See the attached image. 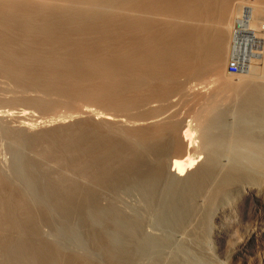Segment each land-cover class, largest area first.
I'll return each instance as SVG.
<instances>
[{
    "label": "bare ground",
    "instance_id": "6f19581e",
    "mask_svg": "<svg viewBox=\"0 0 264 264\" xmlns=\"http://www.w3.org/2000/svg\"><path fill=\"white\" fill-rule=\"evenodd\" d=\"M261 19L264 0H0V264H264ZM17 103L73 111L37 131Z\"/></svg>",
    "mask_w": 264,
    "mask_h": 264
},
{
    "label": "rangeland",
    "instance_id": "374dc122",
    "mask_svg": "<svg viewBox=\"0 0 264 264\" xmlns=\"http://www.w3.org/2000/svg\"><path fill=\"white\" fill-rule=\"evenodd\" d=\"M264 19H261V20H259L258 22L260 23H263L264 24ZM262 24V25H263ZM256 51H260V49L258 50V49H255ZM228 58L226 59V62L224 63L225 65H223L224 67H223V73H224V76H225V79L227 80V81H230V80H233L234 78H237V77H239V76H245V75H247L248 74V67L249 66H251V64H254V60L252 59V62L250 61L251 59L248 57V58H243V56H241V55H238V56H236V57H232V56H227ZM232 57V58H231ZM239 58V59H238ZM245 59H247V60H245ZM231 60H233V61H236L238 64H239V69H238V71L236 72V73H230L229 71H228V63L231 61ZM242 60H243V62H242ZM242 64V66H241V64ZM245 63V64H244ZM246 65V66H245ZM249 65V66H248ZM245 66V67H244ZM225 68V69H224ZM226 74V75H225ZM230 76V77H229ZM202 82H208V79L207 78H201L200 79ZM200 80H198L199 82H200ZM28 92H30V93H33V91L31 92V91H28ZM19 104H21V105H19ZM95 107H99V108H102V107H100L99 106V104H96V105H94ZM14 107H16V108H14V109H17L18 110V108H24L25 107V109H26V111H28L29 113H30V119H35L34 121L35 122H37L38 120L40 121V122H44V120H45V122H44V124H43V122H42V124L41 125H43V126H37L36 127V130L38 131V130H42V129H47V128H51L52 126L54 127V126H56V125H58L59 123H58V121H56L57 119H58V115H62V114H64V113H71V111H73V109H69V107H65V106H61V107H59L57 110H53V111H40V109L39 110H37V108H35V107H31L29 104H26V106L24 105L23 106V104L22 103H17V105H14ZM35 108V109H34ZM13 108H11L10 110H14ZM40 112V113H39ZM59 112V113H58ZM57 116V117H56ZM57 118V119H56ZM50 122V123H49ZM69 121L67 120V123H68ZM38 123V122H37ZM47 124V125H46ZM1 144H2V146H1ZM8 147H7V144H6V142H4L3 141V143H0V160L2 159V165L4 166V167H8L11 163H12V161H13V154L11 153V151L9 150V149H7ZM4 161V162H3ZM5 163V164H4ZM71 263V261L69 262V264ZM74 263V262H73ZM72 264V263H71ZM228 264H234L233 262H228Z\"/></svg>",
    "mask_w": 264,
    "mask_h": 264
},
{
    "label": "built area",
    "instance_id": "2783aa9c",
    "mask_svg": "<svg viewBox=\"0 0 264 264\" xmlns=\"http://www.w3.org/2000/svg\"><path fill=\"white\" fill-rule=\"evenodd\" d=\"M239 69V64L236 61L231 60L228 63V71L230 73H236Z\"/></svg>",
    "mask_w": 264,
    "mask_h": 264
}]
</instances>
